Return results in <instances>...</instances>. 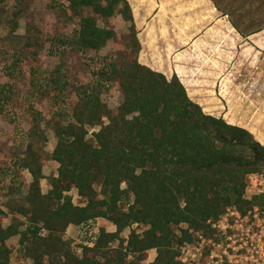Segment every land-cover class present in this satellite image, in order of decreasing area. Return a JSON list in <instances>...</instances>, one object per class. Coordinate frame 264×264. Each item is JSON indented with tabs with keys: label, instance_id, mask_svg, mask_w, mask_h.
Instances as JSON below:
<instances>
[{
	"label": "trees",
	"instance_id": "obj_1",
	"mask_svg": "<svg viewBox=\"0 0 264 264\" xmlns=\"http://www.w3.org/2000/svg\"><path fill=\"white\" fill-rule=\"evenodd\" d=\"M66 2L58 21H79L72 33L53 38L55 46L63 47V60L107 47L116 37L107 24L117 14L130 24V33L123 49L105 55L93 83L74 85L77 102L72 111L51 110L46 123L57 138L52 151L45 148L43 113H33L25 149L13 162L16 177L0 206V264H12L8 241L16 236L31 264H186L182 247L194 245L200 235L219 240L213 223L228 208L242 216L255 208L264 212V194L245 197L248 176L264 175V144L247 128L205 113L177 74L168 78L139 61L142 44L128 0ZM32 14L31 0H0V51L14 56L10 77L18 63L38 61L45 45ZM24 17L26 32L19 34ZM230 21L244 38L264 29V17L249 23ZM65 61L44 79L32 68L31 86L39 92L51 86L64 94L69 86ZM114 83L122 92L116 111L102 98ZM17 91L11 83L0 87V112L15 100ZM97 125L100 129L89 137L88 127ZM45 158L58 166L49 177L47 193L42 189ZM4 171L0 165V175ZM24 171L32 177L27 192L18 178ZM74 189L78 203L70 194ZM7 217L12 220L5 224ZM97 220L105 225L91 243L66 236L69 227ZM108 225L116 226L115 231ZM134 225L145 229L139 232ZM153 249L157 255L147 262Z\"/></svg>",
	"mask_w": 264,
	"mask_h": 264
},
{
	"label": "rangeland",
	"instance_id": "obj_2",
	"mask_svg": "<svg viewBox=\"0 0 264 264\" xmlns=\"http://www.w3.org/2000/svg\"><path fill=\"white\" fill-rule=\"evenodd\" d=\"M163 2L161 8L150 17L151 20L138 21L143 26V30L138 31L142 44L139 61L168 78L177 74L189 96L203 107L205 113L247 128L264 144V29L250 38H244L232 27L230 31L227 29L219 16L220 11L214 10L210 14L198 0ZM216 2L230 13V18L241 22L249 23L251 19L260 20L264 17V0ZM66 3V0H31L32 16L42 29V41L45 44L38 61L32 65L26 60L18 63L13 70L14 76L10 77L8 71L13 69L11 64L14 56L10 54L12 52L4 55L0 51V87L11 83L18 90L15 100L6 104L0 112V165L5 169L0 175V206L7 199L8 184L16 177L13 162L25 149L33 113H43V127L47 133L45 148L52 151L57 138L46 123L51 110L64 108L72 111L77 102L74 85L93 83L96 71L103 66L105 55L123 49L128 40L130 24L117 14L107 24L116 31L115 39L107 47L100 52H77L65 57L66 61L63 60L64 57L60 55L63 47L55 46L53 38L72 33L79 21L78 18L70 23L58 21L60 6ZM26 22V17L20 19L19 34L26 32ZM100 24L105 25L103 22ZM1 29L5 34V29ZM62 61L66 62L65 72L69 81L64 94L51 86L44 85L40 92L31 86L32 68L38 69L40 77L44 79ZM55 95H61L62 98L56 99ZM102 98L116 111L122 101L118 84L108 85ZM103 121L108 122V118L104 117ZM100 127H88L89 137ZM45 163L47 178L42 181V189L47 193L49 177L57 173L58 166L49 158H45ZM18 178L24 184L23 191L27 192L26 184L32 179L30 173L24 171ZM16 182L20 183L18 179ZM70 194L74 202L80 201L77 189ZM11 220V217H7L4 223L8 224ZM229 221L235 223L236 217H230ZM102 225H105L104 221L97 220L80 227H70L66 236L76 243H91L89 239L95 238ZM132 228L141 232L145 226L134 225ZM115 229L116 226L108 225V230ZM130 232L131 228H128L124 234L128 237ZM230 233L232 240L225 241V247L230 245L228 252L233 256L231 264H264V212L242 217ZM8 243L13 251L12 264H31L19 250V236L11 238ZM233 247L238 250H233Z\"/></svg>",
	"mask_w": 264,
	"mask_h": 264
},
{
	"label": "built area",
	"instance_id": "obj_3",
	"mask_svg": "<svg viewBox=\"0 0 264 264\" xmlns=\"http://www.w3.org/2000/svg\"><path fill=\"white\" fill-rule=\"evenodd\" d=\"M249 185L246 189L245 197L252 199L254 196L264 194V175L259 173H252L248 176ZM259 208H255L253 212L242 216L236 208H228L227 211L213 223V227L220 235L219 240L213 238L207 239L200 235L197 244L186 245L182 247V261L186 264H231L232 257L229 255L230 245H226L225 241L232 240L230 231H234L237 223L243 217H248L255 213H261ZM230 217H236V222L231 224ZM206 248L209 249L206 252ZM233 250H238L233 247ZM226 259V260H225ZM205 260V262H204Z\"/></svg>",
	"mask_w": 264,
	"mask_h": 264
},
{
	"label": "crops",
	"instance_id": "obj_4",
	"mask_svg": "<svg viewBox=\"0 0 264 264\" xmlns=\"http://www.w3.org/2000/svg\"><path fill=\"white\" fill-rule=\"evenodd\" d=\"M128 1L130 2L132 6L133 15L135 18L138 31L143 30V26L139 25L138 21L147 22V19L150 18L156 10H159L164 3L163 2L164 0H128ZM198 1L199 3H201V5H203L209 11L210 14H212L214 10L216 11L218 10L213 0H198ZM217 12H219V10ZM219 13H220L219 16H221V19H223L221 21H223V23L227 26V29L230 31L232 27L233 30L236 31L237 29L233 26V24L230 21V16L227 14H224L221 11ZM149 20H151V18ZM251 36H249L248 38H250ZM151 252L152 253L154 252V253L152 254ZM156 255H157L156 250L155 249L151 250L149 259L147 262L153 261Z\"/></svg>",
	"mask_w": 264,
	"mask_h": 264
}]
</instances>
